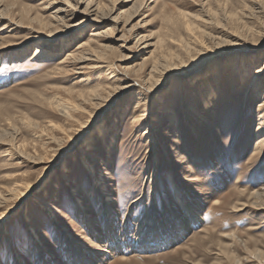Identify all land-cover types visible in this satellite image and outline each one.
<instances>
[{
    "label": "rangeland",
    "instance_id": "374dc122",
    "mask_svg": "<svg viewBox=\"0 0 264 264\" xmlns=\"http://www.w3.org/2000/svg\"><path fill=\"white\" fill-rule=\"evenodd\" d=\"M51 1L1 0L4 6L11 7L10 16L16 21L23 10L30 15L46 16L49 11L43 8ZM83 1L85 6L89 0ZM256 2L131 0L121 4L117 12L127 14L121 16L118 30L105 25L101 31L106 32L103 44L113 49L109 54L113 70L123 79L118 85L129 87L111 93L98 108L80 101L91 112L88 122L96 123L76 144L73 139L77 134L54 156L47 154L44 164H35L32 157V148L36 146L39 151L45 143L38 131L48 123L65 125L58 111L50 107L53 98L60 96L76 103V99L66 95L67 90L95 95L97 88L106 97L111 80L96 73L97 69L71 70L72 66L67 64L65 70H56L57 60L67 50L75 51L88 38L90 25L72 28L67 33L58 26L47 47L52 55L46 59L33 56V41L26 42L27 29L14 34L7 30L1 35L0 48L5 49L0 50V196L6 198V191L14 183L41 181L23 203L7 201L0 205L4 219L0 228V264L264 263V208L255 204L253 196L264 189V144L259 151L254 150L253 137L257 110L262 105L258 98L254 100V70L243 80L242 73L235 74L240 64L236 58L242 60L241 68L244 60L251 61L258 53L237 49L225 54L231 48L226 47L217 50L219 55H199L190 60L187 55L188 59L185 58L179 43L199 47L211 39L228 42L237 37L244 48H256L253 32L264 27V10L259 13ZM259 2L263 8L264 0ZM185 14L190 15L192 27L210 38L188 36L182 28L181 16ZM206 18L205 25L200 20ZM77 21H69L68 25ZM31 26L39 28L36 23ZM140 37L154 41L162 37L165 44L156 56L170 53L172 57L167 59L172 63H185L159 78L163 87L157 94L144 84L148 70L138 67L141 55L124 64L116 62L126 52L118 48L122 42L114 40L122 38L126 47H132ZM67 43L71 44L68 49ZM27 48L30 50L21 57L20 52ZM259 51L264 53V43ZM263 62L264 55L258 66ZM123 67H134L135 71L125 74ZM179 82L181 86L177 85ZM260 88L264 94V78ZM137 92L143 94V102L154 111L147 129L149 139L143 135L146 117L133 124L144 114L131 115ZM158 97L164 98L159 108ZM103 130L109 137L100 140L98 135ZM18 145H24L30 154L24 163L9 152ZM78 146L86 147L93 156L95 172L101 168L107 183L104 193L106 198H112L109 204L103 191L94 189L91 195V177L78 160ZM42 153L43 150L39 152ZM48 161L56 165L48 169ZM62 167L74 183L59 175ZM71 189L78 197L86 198L83 211L75 205ZM35 198L58 210L57 222L51 220ZM24 207L26 217L22 214ZM30 227L36 231L38 241L30 234ZM144 237L163 243L144 245ZM103 246L106 252L95 251H103Z\"/></svg>",
    "mask_w": 264,
    "mask_h": 264
},
{
    "label": "bare ground",
    "instance_id": "6f19581e",
    "mask_svg": "<svg viewBox=\"0 0 264 264\" xmlns=\"http://www.w3.org/2000/svg\"><path fill=\"white\" fill-rule=\"evenodd\" d=\"M130 1L131 0H129V1H124V0H89L86 2L85 6H84L83 0H52L51 2H49L46 5V7L43 8V10L49 11L46 16H43L40 14L39 15L38 14L30 15L28 11L23 10V15H21L20 19L18 21H16V20L12 19L10 16L11 15V10H10L11 7L9 5L4 6L0 0V37L3 33H6L7 30H8L7 33L14 34V33L18 32L19 30L27 29V32H28L27 37L29 39H27L26 42L33 41V44L31 47V48H34L33 56L40 58V59H46L45 57H48V56L50 57V55H52V53L49 52V49H47V47L49 48V46H48V45H50L49 42L53 39V37L57 33V31H58L57 27L58 26H61L64 29L63 31L65 33H67V32H71L72 28L81 27L84 25H90V27H89L90 33L88 35V38L85 39L84 41H82L76 47L75 51H68L67 50L66 53L64 55H62V58L57 60L58 62L56 65L58 67L56 70L57 71L65 70V68H66L65 66H67V64H69V66L70 65L72 66L71 70H73L74 68L76 70H79V71L80 70H86V69H93V70L97 69L96 73H99V74L102 73L103 75H107L108 77H110V80H111L107 86L109 93H108V95H106V97H104L105 94L103 92H101L100 88H97L94 90V91H96L95 93L98 92L95 95L87 94L84 92L83 93H73L72 91L67 90L66 95H69L70 97L72 96V98L76 99V101H77L76 103H73L69 98H61L60 96H55L53 98L54 100L52 102L54 104L51 102V104L53 106H50V107L54 108L56 111H58V113L61 116V118L63 119L65 125H55L52 123H48L47 125L44 126V128H42L41 131H38V135L44 137L43 139L45 140V143L43 144V147H41L39 149V151H37L36 146H34L32 148V150H33V156L32 157L34 158L35 161H37V162H34L35 164L46 163L45 160L47 159L49 153H51L50 156H52L53 153L58 151L68 139L69 140H70V138L72 139L73 135L75 136L77 134L76 135L77 137L75 139H73L74 144H76V142H78L79 140H82L89 133V131L92 130L93 125L96 123V121L93 123L88 122V118H91L90 117L91 112L88 111L89 107L88 108L82 107L79 104L80 101H82L84 103H87V102L90 103L89 106H91L92 108H94V107L98 108L100 106V102H103L107 99V97H110L111 93H116L117 91H124V90H127V88L129 87L126 84H125L126 86L118 85L122 82L123 79H121V77L118 74H116V72H114V70H113L112 65H114L113 64L114 62H113V59L109 58V54L111 55L113 49H112V47H109L108 45L103 44V39L106 36V32H104V31L102 32L101 29L105 25H111L112 30L117 31L120 24H121V20H120L121 16L124 14H127V12H119L118 13L117 11L119 10V6L121 4H125V3L130 2ZM257 1L258 2H256L255 4L252 3V5L253 4L256 5V10H258L260 13V12H262V10H264V7L262 8L263 5L260 7V2H259V0H257ZM253 2H255V1H253ZM110 5H111V7H110ZM139 7H141V6L139 5ZM134 8H138V7L134 6ZM203 9H205V7ZM254 12H256V11H254ZM128 15H130V14L128 13ZM211 15H212V12H211ZM248 15H250V14H248ZM132 16H130L129 18H131ZM189 16H187L186 14L181 16L182 22H183L182 24H184V27H182V28H184V30H185V32H187L188 36H189V34H191L193 36V39H194V34L195 35L196 34L201 35V37L202 36L206 37L207 35L205 36L204 33H202L200 30H197V28L192 27L189 24V19L191 18ZM76 20H79V21H77V23H75L73 25H71V24L68 25L69 21H76ZM206 20H207V18H206ZM206 20H200V21L206 25L208 23V20L207 21ZM24 21H26L24 24H26L27 26H25L23 24ZM170 21L171 20L169 19V22ZM197 21H198V18H197ZM180 22H181V20H180ZM33 23L39 24V28L38 29L32 28L31 25ZM219 23H220V21H219ZM210 24H209V26H210ZM202 31H204V29ZM251 34H252V32H251ZM253 36H254L253 38L255 41L254 45H256V46L258 45L254 49L244 48L246 46H242V44H240L241 40L239 41V39L237 37H234V41L230 40L228 42H223V41H220L219 39H217V41L215 39H211V40L209 39L210 40L209 43L208 42H207V44L202 43V45H200L199 47H196L195 44H192V45H195L193 47L189 43H183L182 44V41L181 42L179 41V43L181 44V47L184 50L185 56L186 55L189 56L190 60L194 59L196 56H199V55H201L203 57H205L207 55H212V56L219 55V54H221V52H218L217 50L218 49H224L226 47H231V48L228 51H225V54L230 53L229 51H234L237 49H241V50L244 49L243 51H253V53H258L257 55H255L253 57V59L251 61L246 62L244 60L243 66H241V68H240V64H241L242 60L240 61L239 58L238 59L236 58V60H238V62L240 64L238 65V62L236 63V60H235V64L238 65L235 74L240 75L242 73L240 75V80H243V78H245V75L248 72H250L251 70H254V75L251 78L254 100H256L258 98L260 100L261 105H262L261 106L262 108H259L257 110V117H256V122H255V127H254L255 133L253 134V137H255V139H256L254 150L259 151L260 148H262V146L264 144V94H261V90H260L261 89L260 88L261 81H262V78H264L263 77L264 76V62L261 66H258L259 62L261 61L262 55H264L263 52L259 51L260 48L262 47V44L264 43V27L262 28V30H258V31L253 32ZM206 38H210V37L207 36ZM177 39H178V37H177ZM243 40H245V39H243ZM114 41L117 43L122 42V43H120L118 48L123 49V51L126 52L124 55L120 56L119 59L116 60L117 63L124 64L126 62L133 61L139 55H141L143 57L141 59V64H139L138 67H143V70H145V71L148 70V74L145 76V78L147 77V79L145 80L144 84L148 85L147 89L151 90V92L153 94L154 93L157 94V92H159V90L163 87V84L159 85L160 84L159 78L167 75L168 73H170L171 70L177 69L181 65V63L183 62V61L181 62L179 60L180 61V62H178L179 66L175 63H172V61H170L172 54H170L169 52H168L169 54L164 55V57H161L159 55L156 56V54L159 53V48H161L163 46V44H165L164 39L162 37H159L158 40H155V41L151 38L147 39L145 37H140L139 39L136 40L135 44L132 47H126V45H125L126 43H124V40L122 38H119V39L114 40ZM191 42H192V40H191ZM198 43L200 44V42H198ZM70 45L71 44L67 43L66 49H68V47H70ZM1 49H5V48L2 47V48H0V50ZM25 50L20 52L21 57H23L25 52H28L30 49L27 48ZM135 51H136V53H138L137 55L133 54ZM216 52H218V53H216ZM107 53H108V56H107ZM222 53H224V52H222ZM143 55H145V56H143ZM187 56L185 58L188 59ZM52 57H54V56H51V59H52ZM168 57L170 59H167ZM182 64H185V63H182ZM133 68L134 67H131V68L130 67H123L121 69L125 74H127V73L130 74V72L135 71V69H133ZM90 72L93 73V71H90ZM142 73H144V71H142ZM84 79L86 80L87 78H84ZM237 79H239V78L237 77ZM177 85L181 86L182 83L179 82V83H177ZM97 87H99V86H97ZM137 93H138V95L136 96L135 102H134L133 106L131 107V115H135V117H136L137 114H139L140 112H144V114H141L139 116V118H138L139 120H137V119L133 120V124H135L136 121L142 122L143 120H145V117H146L147 118L146 128L144 129L145 131H144L143 135L146 134L147 135L146 138L149 139L151 135L147 129L148 128L150 129V125H151L150 122H151V118L153 117L152 115H153L154 111L151 110L152 108L150 109V106H148V104H146V102H143V99H142L143 94L141 92H137ZM157 100H158V103H160V106L158 105V108H159L163 105L164 98L158 97ZM197 117H199V116L197 115ZM27 126L30 127V123ZM104 131L105 130H103L102 132H99L100 135H98V137L100 138V140H103V139L109 137V135H106V133ZM109 139L110 138H108V140ZM49 145H51V146H49ZM46 147L49 149L47 150ZM42 150H43V153L39 154V152ZM12 151H13V153H12ZM9 152H10V154H12L11 156L16 157V159L21 161V163H24L26 158H28L30 155L29 153L26 152L24 145L15 146V148H11V150ZM88 152H89V150L86 147L78 146L76 148V155L78 156L79 162L83 163L82 165L84 166V168L86 170V174H88L89 177H91V185H92V189L90 190L91 195L93 194L94 189H97L98 192L103 191L102 194L105 195L104 191L107 190L106 189L107 183H106L104 174L101 171L100 167H99L100 171L95 172V168H94V164H93L95 162V161H93L94 158ZM88 159H90V160H88ZM48 163H51L48 166V169H50V168H52V166L56 165L55 163H53L51 161H48L47 164ZM99 168H98V170H99ZM64 171H66V170H65V168L62 167L60 169L59 175L63 176V178L66 180V182L71 183V184L74 183V180L72 181V179H69L70 178V177H68L69 174L68 175H67V173L64 174ZM40 181L36 182L35 184L14 183L6 191V195H5L6 198H3L2 196H0V205L2 203L7 202V201H13V202L15 201L17 204L23 203L24 200L36 190V188L39 186L38 183ZM71 193L74 195V198H75L74 203H76L75 205H78V207H79L78 209L83 211L84 207L82 205V202L85 201L86 198L83 197L84 195H82L81 197H78L76 192H74V190H72V189H71ZM106 195H105V201L107 202L106 204H109L110 201H112V198L111 197L106 198ZM108 195H110V194H108ZM253 196L256 200L255 204L258 207H260V209L264 208V189L260 193H254ZM35 202L37 204H39L40 207H43L45 209V211L47 212L49 217H51V220H53L54 222H57V213H58L57 211L58 210L56 208H54L53 206H51L49 204H46L44 201H42L38 198H35ZM80 205H82V206H80ZM23 209H24V211H22V214L24 217H26V208L24 207ZM77 211H79V210H77ZM79 216H80V214H79ZM84 217H85V215H84ZM3 220H4L3 215H1V213H0V228H1ZM29 229H30V234H32V237L38 241L39 240L38 235H36V231L33 229V227H30ZM66 236H69V235L66 234ZM34 239H32V240H34ZM144 240H145V242H143V244L149 245V246L150 245L156 246V245L163 243L161 240H157V239L150 238V237L149 238L144 237ZM76 243L79 244L78 242H76ZM103 247H104L103 251L100 249H96L95 251H97V252L98 251H100V252L105 251L106 252L105 246H103ZM44 249H45L44 247H41V250H44Z\"/></svg>",
    "mask_w": 264,
    "mask_h": 264
}]
</instances>
